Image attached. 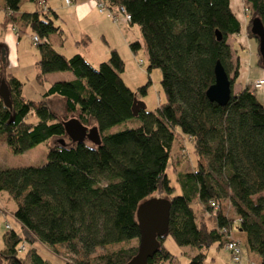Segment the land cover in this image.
<instances>
[{"label": "trees", "instance_id": "1", "mask_svg": "<svg viewBox=\"0 0 264 264\" xmlns=\"http://www.w3.org/2000/svg\"><path fill=\"white\" fill-rule=\"evenodd\" d=\"M48 1L3 0L2 14L18 39L26 29L38 38L36 84L42 87L53 73H69L72 79L50 84L34 102L23 97L19 80L0 77L10 102L6 108L0 100V145L20 155L56 141L41 167L0 169V193L15 203L12 216L24 234L6 228L0 264H25L19 255L27 245L31 264H47L32 248L35 243L55 257L63 248L72 257L63 264H127L137 246L121 245L138 244L136 210L154 194L164 196L170 210L167 235L158 239L159 250L148 264L174 262L163 247L168 236L178 247L196 250L187 264H204L207 250L223 249L233 241L232 232L245 236L250 261L264 264V108L249 86L232 90L239 64L233 62L228 39L240 33L241 24L230 0H97L107 12L121 10L130 18L126 23L139 29L141 41L130 44V51L144 52L148 74L161 73L163 101L155 113L144 109L135 117L133 103L146 96L150 82L135 93L128 89L121 78L124 64L114 50L97 69L78 54L56 53L50 37L58 28L46 15ZM24 2L36 11L14 16ZM242 2L252 14L248 37L258 48L250 27L258 19L264 33V0ZM257 58L264 70L258 52ZM217 63L231 82L224 107L206 97ZM52 97L61 100L63 119L52 111ZM32 116L34 124L27 122ZM69 117L86 129L96 128L101 144L72 143L63 128ZM132 121L138 126L116 130ZM175 129L192 143L196 165L190 171L180 172L177 160L171 163ZM168 166L179 195H174Z\"/></svg>", "mask_w": 264, "mask_h": 264}, {"label": "rangeland", "instance_id": "2", "mask_svg": "<svg viewBox=\"0 0 264 264\" xmlns=\"http://www.w3.org/2000/svg\"><path fill=\"white\" fill-rule=\"evenodd\" d=\"M60 2L62 5V0ZM21 9L22 12L24 11L23 9H26V11H31V13L36 11V7L28 2H24L21 6ZM230 9L241 24L240 33L235 37H231L230 39H228V44L231 45L230 48L233 50L231 52L237 55V57H239L240 59L238 67V77L235 80V85L241 84L240 82L242 81L243 86H245L246 79H249V81H251L255 79V76L259 75V73L264 72L259 69L260 67L258 65L256 57V41L252 38H249V41L245 43L244 46L243 40L245 36V29L247 37L248 27L252 17L251 12L247 13L244 11V3L242 2V0H230ZM112 14L114 13L112 12ZM46 15L49 20H51L56 25L57 20L54 18V16L51 13H48ZM92 19L93 20L90 25V19L83 21V23L81 24L77 21L69 22L66 32V36L69 38V41L71 40V38H73V36L75 37V33L79 31L80 27L89 25L90 28L88 30L90 31L91 36L88 39H85L84 42L86 43V46L88 44H92V46L88 49L90 50L89 53L91 55L87 56L89 58H86L84 52H82V50L86 47L84 44L75 45V47L79 48V55L84 57L85 61L92 68L97 69L100 63H104L107 61L110 53L107 48L112 46L111 48L114 49V51L118 54L119 58L124 64V72L121 75V78L128 89L135 93L139 88L145 86L148 82H150V86L147 89L146 96L138 97V101L144 104L146 113H155L159 104L163 101L160 87L161 73L156 69L150 71V73L148 74L146 70L147 58L144 52L140 50L134 55L129 49L130 44L135 42L141 43L139 29L136 26L129 27L121 15H118V22L116 24H113L114 22L112 23L111 20L106 19L105 16L100 17L99 15H97L95 17H92ZM33 36L34 35L29 29L24 30V33L20 35L23 51L26 50L28 53H31L36 50V45H34L31 40ZM241 46L243 47V49L241 48ZM102 50H107V58H104L102 56ZM94 54H96L95 58H93ZM68 55L69 57L71 56V54ZM1 59L2 53L0 52V68L2 65ZM139 62H142L140 66L138 65ZM233 62H235V56L233 58ZM55 98L59 101L53 103L52 111L56 115H58L60 119H63L62 102L58 97ZM256 98L264 108V99L260 98L259 91L256 92ZM69 119L70 117L64 118V120L67 121ZM35 121L36 119L34 116L27 119L28 123L34 124ZM137 126V121H132L130 123L119 126L116 130L119 131L123 129H132ZM174 133L175 139L172 146V154L174 155L171 157V163L174 164V161L177 160V162H179L178 164L180 165L177 166V168L181 169L180 172L190 171L196 165V157L192 143L186 137L182 136L178 129H175ZM54 143H56V141L50 140L49 142L39 144L20 155H13L6 145L2 144L0 145V169L41 167L46 163V153L48 146H53ZM167 174L171 186L176 188L174 195H179V190L175 183L174 175L170 172L169 166L167 169ZM163 198L164 196H162L161 194H154L147 200H158ZM15 209V203L9 198V196L6 193H0V252L4 249L2 236L7 232V225L9 226L10 230L14 231L17 235L24 238L21 227L18 223H16L12 216V213L15 211ZM135 245L138 246L137 241L124 243L121 246L129 249L134 247ZM163 247L167 251H169L171 255L174 256L175 259L172 264H187L188 260L186 259V256L182 251L185 248L178 247L170 236L165 238ZM32 248L36 250L37 254L47 264H63L65 261H67V259H72L71 256H66V251L63 248L60 249V255L56 257L39 244L33 245ZM215 248L216 246H212L207 250V260L210 261L211 258H213L214 262H212V264H230L228 262L227 253L224 251H220L219 253H217V249ZM29 249L30 246H25V250L19 255L23 260L25 259V264H31L29 259H27V253Z\"/></svg>", "mask_w": 264, "mask_h": 264}, {"label": "crops", "instance_id": "3", "mask_svg": "<svg viewBox=\"0 0 264 264\" xmlns=\"http://www.w3.org/2000/svg\"><path fill=\"white\" fill-rule=\"evenodd\" d=\"M60 1L59 0H49L46 3L49 9V12L57 20L56 25L55 24L54 25L58 28V32L50 37V42L56 53L62 55L63 57L66 56L65 58H70L73 55L80 54L79 48L75 47V45L84 44L86 46V43L84 42V40L88 39L91 36L90 35L91 33L88 29L90 28L89 25L93 20L92 17H95L97 15L102 17L105 15L99 14L97 12L95 8V4H94L95 0H72V3L69 6H66L63 0H62V5H61ZM23 10H24L23 12H31V11H26V9H23ZM2 11H3V0H0V50H1L0 52L2 53V59H1L2 65L1 66L4 67L3 73L0 72V76L10 75L16 78L17 80H19L23 84V88H22L23 97L26 100L34 101V102H37L41 99V95L44 93L45 89H47V87L50 84L54 82L70 81L72 77L69 73L68 74L67 73H53V74H49L45 76V82L42 87H39L36 84L35 66L39 60V53H38L37 47H36V50H34L31 53H28L26 50L23 51L20 38L18 39L12 27L7 25L6 19L4 15L2 14L3 13ZM20 13H22L21 7L19 9V12L14 13L13 15L17 16ZM87 19L91 20L89 21V25L80 27L79 31L75 33V37L73 36V38H71V40L69 41V38L66 36V32H67L68 25H69L68 23L72 21L73 22L77 21L81 24L83 23V21H86ZM106 19H109V18L106 17ZM113 24H116V23L114 22ZM245 28H246V24H245ZM243 41H244V46H245V43L249 41L248 35L246 37V29H245V36H244ZM87 46L85 47V49L82 50V52H84L86 58H89L87 56L91 54L89 53L90 50L88 49L92 46V44H88ZM111 47L107 48L109 52L114 50ZM241 48L243 49L242 46ZM107 50H102L103 51L102 56L104 58H107V53H106ZM68 54H71V56L69 57ZM234 56H235V61H237L239 64L240 62L239 57L233 54V58ZM95 57H96V54H94L93 58ZM256 57H257V53H256ZM82 58L84 59V57ZM257 61H258V58H257ZM259 69L264 72L262 68H259ZM262 78H264V73H259V75L255 76V79L251 81H249V79H246L245 86H243L242 81L240 82L241 84L239 85L238 84L235 85V81H234L232 90L234 93H236L241 88H244L246 86H249L252 89V83ZM259 93H260V98L264 99V89L259 90ZM56 101H59V100H57L55 97H52L49 99L50 104H53ZM231 237L235 241L241 244V249H242V254H243L242 264H249L251 256L249 252H247L246 248L244 247L245 236L240 232H232ZM35 244H38V243H35ZM213 246H216V245H213ZM215 249H217L216 251L217 253H219L220 251L226 252L224 249L218 248L217 246ZM182 251L185 254L187 260L196 254V250L192 248H185ZM227 255H228V262L231 264L230 256L228 253ZM207 262L209 264H212V262H214V259L211 258V260L208 261L207 256H206L204 264H208Z\"/></svg>", "mask_w": 264, "mask_h": 264}, {"label": "water", "instance_id": "4", "mask_svg": "<svg viewBox=\"0 0 264 264\" xmlns=\"http://www.w3.org/2000/svg\"><path fill=\"white\" fill-rule=\"evenodd\" d=\"M250 33L258 41L257 52L264 65V33L258 19L251 21ZM220 39L219 34H216ZM231 95V82L222 66L217 63L214 67V84L207 90L206 97L220 107H224ZM0 100L6 108H10L7 85L0 81ZM142 102L135 100L132 115L135 117L144 110ZM65 136L74 144L85 141L98 147L101 144L97 129H86L77 120L70 119L63 123ZM169 201L152 199L143 201L136 210V221L139 230L138 246L135 256L127 264H148V260L159 250L158 239L167 235L169 220Z\"/></svg>", "mask_w": 264, "mask_h": 264}, {"label": "built area", "instance_id": "5", "mask_svg": "<svg viewBox=\"0 0 264 264\" xmlns=\"http://www.w3.org/2000/svg\"><path fill=\"white\" fill-rule=\"evenodd\" d=\"M64 4L66 6H69L71 4V0H64ZM94 4H95V8H96V10H97V12L99 14L105 15L107 18H109L111 20H114V21L118 22V15H121L122 18L126 22L129 21V19H130L127 15L123 14V11H121V10H119L117 13H115V15H113L112 13L107 12V9H106L104 3L100 2V1L95 0ZM31 40H32V43L34 45H37L39 43L38 38L36 36H33ZM141 64H142V62L138 63L139 66ZM252 89L255 90V91H259V90L264 89V78L259 79V80L255 81L254 83H252ZM210 207L213 210H216V208H217L214 203H211ZM6 228L8 229L9 227L6 226ZM230 238L233 241L230 242V243H227L223 247V249L229 254L231 264H242V262H243V254H242L241 245H240L239 242L235 241L231 237V235H230ZM20 249L23 250L24 247L22 246ZM249 264H253V263L251 261H249Z\"/></svg>", "mask_w": 264, "mask_h": 264}]
</instances>
